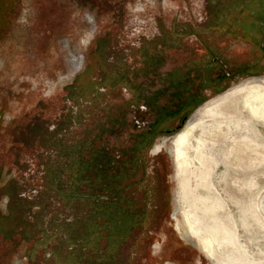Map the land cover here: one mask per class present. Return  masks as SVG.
I'll return each instance as SVG.
<instances>
[{"label": "rangeland", "instance_id": "374dc122", "mask_svg": "<svg viewBox=\"0 0 264 264\" xmlns=\"http://www.w3.org/2000/svg\"><path fill=\"white\" fill-rule=\"evenodd\" d=\"M263 3L6 0L0 188L14 197L0 191V214L13 203L25 219L0 232V264H211L204 245L184 238L182 212L198 217L190 220L206 245L214 228L234 233L227 242L219 231L218 264H264V116L222 109L227 91L264 77L257 51L228 36L227 18ZM209 102L222 125L205 122L172 156L169 139ZM75 176L90 204L70 200ZM27 223L35 232L23 237Z\"/></svg>", "mask_w": 264, "mask_h": 264}, {"label": "bare ground", "instance_id": "6f19581e", "mask_svg": "<svg viewBox=\"0 0 264 264\" xmlns=\"http://www.w3.org/2000/svg\"><path fill=\"white\" fill-rule=\"evenodd\" d=\"M223 97L225 98V99L222 98V99H224V103L227 104L226 105L223 103L224 108L222 107V109L224 111H228L231 114H235V110L237 108L245 109V110L252 109L253 113L256 116H258V115L264 116V112L262 113V111L259 107L262 104V101H264V77H253V78H249L245 81H242V83L231 88V90H229V92L227 91V93L225 95H223ZM211 103L209 102V104L207 103L206 106L199 108L189 118V120H187V123L185 124V126L181 130V132L178 133L177 135H175L173 138L169 139V141L171 143V146H169L170 152H171L170 154H172V156L178 157V159L181 156H183V149L186 148L185 146H186L188 140L192 137V135L195 133L196 130L203 129L205 122H213L215 124L217 123V124H219V125L216 124L217 126L222 125L221 122H222L225 114H223L222 111L217 110L218 108L215 109V108L211 107V109H209L208 105H211ZM219 104H217V105H219ZM213 106H216V105H213ZM221 106H222V104H221ZM227 118H229V117H226V119ZM165 143H167L166 140H165ZM173 148H174V150H173ZM182 168H183V166H182ZM184 190H185V188H184ZM263 199H264V196H261L259 198L258 210L264 216V201H263ZM176 203H177V201H176ZM176 203H174V206H173L174 216L177 212H179V208L177 207ZM181 214H182V219H183L181 225H182L183 229L185 230V233L183 235L184 238H186L187 235L194 236V238L197 239V242L200 245H204L203 248L205 247L204 248V253L206 255L205 257H207L208 260H210L213 264H218L215 261L216 259L214 260L212 255L214 254L215 249H217V248L219 249L222 245L221 241H219V239H218L219 231L223 230L224 232H226V235H225L226 239L225 240L227 242L233 241V239L235 237L234 233L229 231L227 228H214L211 236L208 237V239H207V245H206V243L204 244L202 242L201 238H198V236L196 234L197 232L195 233V231L193 230V227H192V221L190 219L192 218V220L197 221L198 217L194 216L192 214H185V212H182ZM194 243H196V242H194ZM225 245H226V243H225ZM203 248L201 247L200 249H203Z\"/></svg>", "mask_w": 264, "mask_h": 264}, {"label": "flooded vegetation", "instance_id": "af4514ba", "mask_svg": "<svg viewBox=\"0 0 264 264\" xmlns=\"http://www.w3.org/2000/svg\"><path fill=\"white\" fill-rule=\"evenodd\" d=\"M246 5L249 6V4H246ZM245 6H243L244 9L242 8L238 12L237 17H239L238 18L239 20H235L236 18L235 19L233 18L236 16H230V18H227L228 23H229V19H230V24H229L227 33L231 39L238 41L240 44H242L244 46H247V47L249 46L251 49H255V51H257V53L259 55L258 56L259 62H262V61H264V16H259L256 14L252 15V12L250 11V9H252V10L254 9L253 10L254 12L256 10H262L264 12V3L259 5V6L254 4V5H251L252 7H249V8H247ZM220 28H221V22L218 23V25L216 27V31L214 28H212V31H214L216 33L218 31H220L219 30ZM229 28L232 30H230ZM220 59H224V57L221 56L220 54H218L214 60L216 61V63L219 64ZM250 67H252V65ZM252 71H250V72H252ZM158 147L156 148V150H154V152H156V153L159 152L161 146H158ZM151 150L152 151L149 150V154L154 155V154H152L153 149H151ZM141 164L143 165V162H141ZM155 186L156 185H154V184H152V185L149 184V186H147L145 188V189H147L146 193H148L152 197L151 201H153V202H157V191H156ZM158 207H159L158 205L155 206L153 208L152 213H154ZM152 213H151V215H149V218H148L149 220L153 216H155V214L156 215L158 214V212H156L152 216Z\"/></svg>", "mask_w": 264, "mask_h": 264}, {"label": "trees", "instance_id": "16d2710c", "mask_svg": "<svg viewBox=\"0 0 264 264\" xmlns=\"http://www.w3.org/2000/svg\"><path fill=\"white\" fill-rule=\"evenodd\" d=\"M5 2H6V0H0V16L3 14V11H4V5H5ZM238 12L239 11H237V12H235V13H233L232 15H234V16H236V15H238ZM224 21V20H223ZM89 86H90V88H92V89H94V87H95V85L94 84H90L89 83ZM94 86V87H93ZM78 87V86H77ZM74 88H75V86L73 87V86H71L70 87V90H71V92L73 93V94H75V92H74ZM75 90H76V88H75ZM77 93H79L80 94V92L78 91ZM76 93V94H77ZM78 95V94H77ZM71 98H72V96H71ZM107 162H109L108 163V165H110V164H112V162H113V160L112 159H110V160H108ZM65 168L67 169V171H69V175H70V173L72 172V170L73 169H75V166L74 165H71V162H70V164H68V165H65ZM47 169L48 168H46V170L45 171H47ZM54 171L56 172V169H54ZM71 171V172H70ZM81 172H83V169H81ZM47 173V172H46ZM72 182H73V184H74V186L75 187H73L74 189H70L71 191H69L70 193V195H69V198H70V200L71 201H73V202H75V200H84L85 202L87 201L88 202V204H90L91 203V196L89 195V194H84V195H78L77 193H78V191H77V188H76V186L78 187V185L80 184V183H85L86 181L85 180H81L80 179V177L79 176H75L74 178H72ZM6 189V190H5ZM9 188H8V185H5L3 188H2V186H1V188H0V191L1 192H5L6 194H8V195H10V196H13L14 197V192L12 191V190H8ZM14 199V198H13ZM106 202H103V201H99V204H100V206L102 205V206H104V204H105ZM40 208H41V210H43V206H39ZM9 211H10V213H9V216H3V215H1L0 214V232L1 233H3V234H5V236H10V234H12L11 232H12V230L13 229H16V224H20V222H17V221H15V220H13L15 217H18V220L20 221V219H25L24 218V216H22V215H19L18 214V212L15 210V207H14V205H13V203H11L10 204V207H9ZM115 223V224H114ZM113 224H114V226H113V228H114V230H117L118 228H117V224H119L118 222H114ZM3 225H5V226H3ZM14 225V226H13ZM30 226L29 228H28V230H26L25 228H24V226ZM24 226H21L22 228V235H23V237H25V236H27V237H30V235L32 234V233H34L35 232V229H34V227H33V229L31 228V225H29L28 223L27 224H25ZM19 226V225H18ZM24 228V229H23ZM18 229H19V227H18ZM26 230V231H25ZM27 233V234H25V233ZM119 232L121 233V230H119ZM119 233V234H120ZM122 234V233H121Z\"/></svg>", "mask_w": 264, "mask_h": 264}, {"label": "water", "instance_id": "95a60500", "mask_svg": "<svg viewBox=\"0 0 264 264\" xmlns=\"http://www.w3.org/2000/svg\"><path fill=\"white\" fill-rule=\"evenodd\" d=\"M185 124V123H184Z\"/></svg>", "mask_w": 264, "mask_h": 264}]
</instances>
